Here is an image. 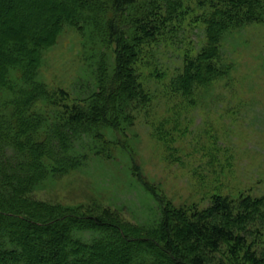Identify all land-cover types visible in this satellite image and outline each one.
Wrapping results in <instances>:
<instances>
[{
	"label": "trees",
	"instance_id": "trees-1",
	"mask_svg": "<svg viewBox=\"0 0 264 264\" xmlns=\"http://www.w3.org/2000/svg\"><path fill=\"white\" fill-rule=\"evenodd\" d=\"M185 1L0 0V264H264V196L178 206L139 161L135 111L153 92L138 62L183 47L169 85L195 102L232 79L248 27L264 24V0H191L198 43ZM67 27L73 92L43 72ZM75 173L86 200L36 197Z\"/></svg>",
	"mask_w": 264,
	"mask_h": 264
},
{
	"label": "rangeland",
	"instance_id": "rangeland-1",
	"mask_svg": "<svg viewBox=\"0 0 264 264\" xmlns=\"http://www.w3.org/2000/svg\"><path fill=\"white\" fill-rule=\"evenodd\" d=\"M190 1H185L181 23L189 27L188 38L200 43L203 25L199 9ZM74 36L70 27L61 32L57 43L48 48L43 69L51 86L72 92L80 64ZM245 36L247 43L232 55L238 66L232 79L209 93L194 95L195 102L169 85L183 47L162 46L157 60L137 64L143 86L153 92L150 103L143 102L135 111L139 161L145 175L160 183L178 206L202 209L215 194L233 199L264 196V24L250 25ZM80 176L63 177L54 189L35 195L62 203L86 200L88 184Z\"/></svg>",
	"mask_w": 264,
	"mask_h": 264
}]
</instances>
